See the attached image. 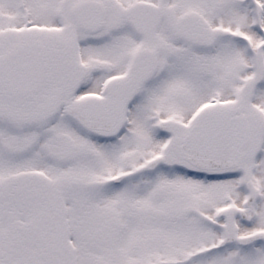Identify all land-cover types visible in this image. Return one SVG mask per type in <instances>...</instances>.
I'll return each instance as SVG.
<instances>
[{"label": "snow or ice", "instance_id": "1", "mask_svg": "<svg viewBox=\"0 0 264 264\" xmlns=\"http://www.w3.org/2000/svg\"><path fill=\"white\" fill-rule=\"evenodd\" d=\"M0 264H264V0H0Z\"/></svg>", "mask_w": 264, "mask_h": 264}]
</instances>
